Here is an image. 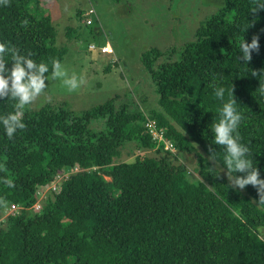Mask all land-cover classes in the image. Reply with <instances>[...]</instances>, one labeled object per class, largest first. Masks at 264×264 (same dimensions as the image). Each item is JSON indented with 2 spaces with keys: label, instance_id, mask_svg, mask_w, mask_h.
<instances>
[{
  "label": "trees",
  "instance_id": "1",
  "mask_svg": "<svg viewBox=\"0 0 264 264\" xmlns=\"http://www.w3.org/2000/svg\"><path fill=\"white\" fill-rule=\"evenodd\" d=\"M37 1L0 2V42L51 72L68 49ZM89 9L78 13L92 26ZM211 13L183 46L142 54L159 96L154 108L117 96L81 113L32 101L13 138L0 124V264H264L259 186L228 185L224 148L209 127L219 118V85L225 101H237L241 142L264 178V0H223ZM253 37L259 47L244 62L240 43ZM14 104L0 101V116ZM126 148L144 154L123 160ZM191 155L202 179L186 163ZM12 204L21 208L4 218Z\"/></svg>",
  "mask_w": 264,
  "mask_h": 264
},
{
  "label": "rangeland",
  "instance_id": "2",
  "mask_svg": "<svg viewBox=\"0 0 264 264\" xmlns=\"http://www.w3.org/2000/svg\"><path fill=\"white\" fill-rule=\"evenodd\" d=\"M35 4L39 12L51 15L57 45L68 49L62 62L67 74H75L82 83L69 91L62 78L49 79L33 105L39 108L48 103L61 104L81 113L116 96L117 101L137 100L144 107L154 108L159 96L142 54L151 48L166 51L191 41L198 26L223 0H38ZM91 6L96 19L88 26L86 17L78 12H87ZM106 43L113 48V54H101L100 47ZM129 152L124 149L121 158L132 160L135 154H144ZM186 163L202 179L194 170L195 155ZM261 234L264 237V229Z\"/></svg>",
  "mask_w": 264,
  "mask_h": 264
},
{
  "label": "clouds",
  "instance_id": "3",
  "mask_svg": "<svg viewBox=\"0 0 264 264\" xmlns=\"http://www.w3.org/2000/svg\"><path fill=\"white\" fill-rule=\"evenodd\" d=\"M258 47V37H253L250 43L244 39L240 43L239 59L244 62L251 60L252 50ZM6 57H10V67ZM261 71L264 72V69ZM55 78H62V83L69 91L77 89L82 83V80L78 79L75 74L71 76L67 74L60 60H52L51 72H49L48 63L37 62L31 58L30 53L22 54L8 43L0 42V101L5 98L15 101L14 111L0 116V124L9 139L13 138L18 129L25 127L22 119L25 106L30 105L45 90L46 81ZM213 91L215 97L222 103L218 109L219 118L209 127L215 144L222 145L224 148L222 171L226 172L228 185L239 189L249 184L258 185L261 192L260 200L264 203V178L260 177V171L255 166L250 149L247 144L241 142L238 131L243 114L237 109L235 98L224 100V87L214 85ZM259 91L264 94V83L262 82ZM208 157L211 162H215L216 156L211 147H209ZM237 173L243 175H237ZM4 183L9 187L13 185L10 179H5Z\"/></svg>",
  "mask_w": 264,
  "mask_h": 264
},
{
  "label": "built area",
  "instance_id": "4",
  "mask_svg": "<svg viewBox=\"0 0 264 264\" xmlns=\"http://www.w3.org/2000/svg\"><path fill=\"white\" fill-rule=\"evenodd\" d=\"M93 14L96 15V11H95V9L92 7V8L89 9L87 15H88V16H91V15H93ZM92 23H93V19H92V17L87 18V20H86V24H87V25H91ZM91 49H96V46L91 45ZM100 52H101V54H113V53H114V50H113V48L110 46L109 43H106V44H104L103 46L100 47ZM147 126H148V127H154V125H153V124H150V122L147 124ZM152 133H153V135H155L156 138H159V140L162 139V138H161V135L159 134L158 131H156V129L153 130ZM172 146H173L172 144L166 142V149H172ZM58 177H59V180H60V179L63 178V175H60V176H58ZM53 188H55V185H52L51 187H49V189H51V190H52ZM47 191H48V188L46 189V192H47ZM46 192L44 191V192L41 193V198H42V199H43L42 196H43ZM40 200H41V199H40ZM40 200H39V201L36 203V205H35V208H36L37 210L40 209V207H41ZM20 208H21L20 206L15 205V204H12L9 208L6 209L5 214H4V215H5L4 218H5L6 216L12 214V213H15V212L19 211Z\"/></svg>",
  "mask_w": 264,
  "mask_h": 264
},
{
  "label": "bare ground",
  "instance_id": "5",
  "mask_svg": "<svg viewBox=\"0 0 264 264\" xmlns=\"http://www.w3.org/2000/svg\"><path fill=\"white\" fill-rule=\"evenodd\" d=\"M53 185V184H52Z\"/></svg>",
  "mask_w": 264,
  "mask_h": 264
}]
</instances>
